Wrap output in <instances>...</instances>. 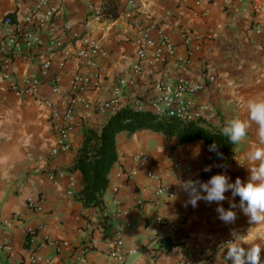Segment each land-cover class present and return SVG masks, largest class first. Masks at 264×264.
<instances>
[{
	"label": "crops",
	"instance_id": "1",
	"mask_svg": "<svg viewBox=\"0 0 264 264\" xmlns=\"http://www.w3.org/2000/svg\"><path fill=\"white\" fill-rule=\"evenodd\" d=\"M53 1L58 12L48 29L38 31L41 44L23 49L12 62L15 75L22 79L36 75L41 63L48 61L50 71L60 77L59 91L51 92V81L46 80L36 95H15L0 74V264L26 261L27 229L40 224L44 232L68 242L60 252L51 245L40 249L47 264H78L76 256L82 246L86 248L83 264H109L107 252L117 231L122 236V252L134 250L126 253L122 264H231L225 256L228 242L234 239L245 247L256 242L264 248V240L255 239L264 226L249 222L238 206V196L233 209L237 219L225 223L218 218L219 204L200 200L195 208L186 206L189 196L182 189L189 179L207 182L216 174L227 175L230 182L239 177L247 183L248 153L261 146L255 124L245 140L223 157L212 156L202 140L179 144L176 138L158 132L122 131L116 136L118 157L108 174L103 207H84L75 196L67 195L69 187L75 193L81 189V173L70 167L84 130L98 131L109 117L108 111L102 113L94 105L109 98L116 85L122 107L136 96L150 98L158 79L182 76L203 82L213 75L215 79L206 81L196 93L198 101L207 103L215 114L211 122L220 126L234 118L246 119V102L264 98V0ZM32 4V0H0V19L10 16L17 25L23 24ZM151 24L167 33L175 45V57L151 62L152 49L142 45L146 56L138 58L137 39L142 33L158 37ZM182 33L191 37L189 43L183 41ZM81 35L96 39L108 54L99 63L98 84L74 95L71 149L50 156L59 122L53 113L63 112L69 102L70 78L90 71L74 54ZM48 36L60 39L61 48H49ZM64 52L67 56L60 68L58 60ZM135 64L138 73L133 72ZM139 152L148 156L143 168H138ZM208 166L211 171H205ZM147 169L173 188L171 198L155 195L154 184L145 175ZM51 171L63 176L54 183L48 178ZM226 196L221 203L227 210L231 191ZM136 199L143 204L136 205ZM29 200L40 208L30 207ZM157 215L174 228L158 229ZM158 233L170 237L171 247L166 251H157Z\"/></svg>",
	"mask_w": 264,
	"mask_h": 264
},
{
	"label": "built area",
	"instance_id": "2",
	"mask_svg": "<svg viewBox=\"0 0 264 264\" xmlns=\"http://www.w3.org/2000/svg\"><path fill=\"white\" fill-rule=\"evenodd\" d=\"M213 2V0H209ZM33 4L29 14L25 17L23 24L17 25L10 16H4L0 19V74L6 81L7 89L15 95H36L40 91V86L46 80L51 81V92L59 91L60 77L57 72L50 71V63L44 61L41 63L38 72L34 76H27L19 79L14 72L12 57L20 53L23 49H29L41 44L42 39L37 35L38 31L48 29V25L52 18L58 12V6L53 0H32ZM150 27L157 32V39L149 36V33L143 32L140 39H137L138 48L136 54L139 59L146 56L142 45L149 46L152 49L151 62L154 60L165 62L169 58L176 56L175 45L170 40L169 36L161 27L156 24H151ZM259 32V30H256ZM183 41L187 44L191 41L188 33H182ZM80 46L75 51V57L86 67L90 69L88 73L78 74L70 78L69 88L67 93L71 95L69 102L63 112H54L53 115L59 122L56 126L55 141L49 149V155L55 156L58 153L67 152L71 149L69 140V132L72 128V115L76 105L75 93L79 90L87 89L98 84L99 79V63L107 56V51L100 43L88 36L81 35L79 38ZM45 43L49 48H61L62 41L55 36H48ZM67 53L60 57L58 66L61 68L65 64ZM179 60H183L179 58ZM188 61V60H187ZM133 72L138 73L139 67L137 64L133 67ZM213 75H207L203 82L190 81L182 76L175 77L174 80L158 79L153 83V95L147 97H134L129 105L136 110H149L158 116H173L179 119H202L212 121L215 114L210 109L207 103L198 101L196 93L202 89L206 81L212 82ZM120 87L114 86L112 94L109 98L101 103H97L94 107L104 113L113 114L120 107L118 106V96ZM85 106H90L83 99L80 100ZM138 168H143L146 165L148 156L144 152H139L137 155ZM134 173L135 171H131ZM146 177L154 184V193L157 197L171 198L175 191L161 177L151 170H145ZM61 172L51 171L48 173V178L56 183ZM73 188L69 187L67 195L75 196ZM136 205H142L141 199H136ZM30 207L40 208L37 203L29 200ZM15 217L12 218V220ZM155 225L160 229L167 227L169 230L174 228V225L166 220L163 216L155 217ZM44 225L40 224L32 228H28L26 232L25 245L28 248V257L26 261H21L13 264H47L48 259L40 254V249L46 245H51L56 252L68 246V242L64 239L55 238L44 232ZM157 251L163 252L171 247L170 237L165 233L157 234ZM122 236L121 232H115V237L112 240L110 249L107 252V261L109 264H122L124 257L127 254L134 252L133 249L127 250V254L122 252ZM86 248L80 247L76 256L77 263L83 264L86 260Z\"/></svg>",
	"mask_w": 264,
	"mask_h": 264
},
{
	"label": "trees",
	"instance_id": "3",
	"mask_svg": "<svg viewBox=\"0 0 264 264\" xmlns=\"http://www.w3.org/2000/svg\"><path fill=\"white\" fill-rule=\"evenodd\" d=\"M228 122V121H227ZM202 119H179L173 116H158L149 110H136L129 104L111 114L98 131L86 129L82 145L73 159L70 170L81 173V189L75 194L84 207H103L102 196L108 186V174L117 161L116 136L122 131L134 133L149 130L176 138L179 144L202 140L209 148L216 143L214 157H223L232 149L229 139L222 135V128Z\"/></svg>",
	"mask_w": 264,
	"mask_h": 264
},
{
	"label": "clouds",
	"instance_id": "4",
	"mask_svg": "<svg viewBox=\"0 0 264 264\" xmlns=\"http://www.w3.org/2000/svg\"><path fill=\"white\" fill-rule=\"evenodd\" d=\"M244 107L247 118H234L228 121L221 131L231 144L239 145L247 137L251 126L253 124L257 126V136L261 146L248 153L250 177L247 183L239 177L234 182H230L227 175L216 174L207 182L189 179L183 182L182 189L189 196L186 206L190 204L195 208L200 200L208 204H219L220 206L216 208L218 218L225 223H234L237 219V213L233 209L237 207L235 197L238 196L240 198L238 206L249 218V222L256 226H264V98L250 99ZM209 151L217 152L222 156L216 143L209 146ZM205 171H211V166L206 167ZM229 191L232 193V201L230 208L226 210L221 202L228 199L226 193ZM233 235L235 236V233ZM255 239L264 240V232ZM228 245L225 259L231 261V264H262L264 248L259 243L252 242L245 247L237 244L234 239L228 242Z\"/></svg>",
	"mask_w": 264,
	"mask_h": 264
}]
</instances>
